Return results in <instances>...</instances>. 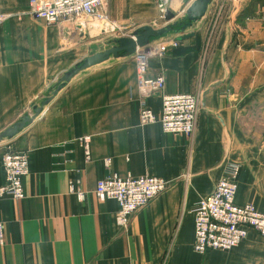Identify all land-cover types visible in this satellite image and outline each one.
<instances>
[{"label":"crops","instance_id":"obj_1","mask_svg":"<svg viewBox=\"0 0 264 264\" xmlns=\"http://www.w3.org/2000/svg\"><path fill=\"white\" fill-rule=\"evenodd\" d=\"M107 1L108 19L122 22L132 16L126 8L148 0ZM169 2L159 0L156 15ZM8 10L12 15L0 23V133L33 117L35 106L41 112L0 141L26 152L30 168L22 180L25 197L0 199V264H264V237L251 229L230 251L192 249V209L224 175L226 162L240 165L236 203L264 212L262 1L212 0L183 33L177 28L156 38L167 51L150 59L148 75L163 74L165 94L199 97L191 137L165 133L157 122L139 125L133 54L82 70L53 94L64 73L107 48L86 24L35 18L28 0H11ZM176 39V47L169 45ZM146 100L159 115L160 97ZM82 136L90 137L89 161L78 143ZM111 174L157 176L169 186L121 228L118 204L99 201L94 192Z\"/></svg>","mask_w":264,"mask_h":264},{"label":"built area","instance_id":"obj_2","mask_svg":"<svg viewBox=\"0 0 264 264\" xmlns=\"http://www.w3.org/2000/svg\"><path fill=\"white\" fill-rule=\"evenodd\" d=\"M106 2L107 0H28V12L47 25L86 24L87 19L108 23ZM160 7L164 13L163 4ZM8 17L10 15L0 13V23ZM164 43L148 42L133 53L137 86L142 95L139 101V125L144 127L157 122L165 133L191 137L196 126L199 97L190 93L165 94L163 74L148 75L150 59L166 54ZM169 43L176 47L178 42L176 39ZM150 96L160 97L159 115L147 103L146 98ZM78 143L83 148L85 160L89 161L90 137L82 136ZM0 162L4 173V180L0 184V199H23L25 194L22 180L30 171L27 153L16 150L10 143H0ZM109 162L106 159L105 165L108 166ZM224 165V175L215 182L210 194L199 199L192 209V249L197 254H205L209 250L230 251L247 237L250 229L264 237V212L250 203L238 205L235 201L240 165L233 162H226ZM168 186L166 180L157 176L121 178L111 174L97 181L94 192L99 201L114 200L118 204L115 223L126 228L134 213L165 192ZM71 191L75 190L71 188ZM75 192L79 199L84 198V192ZM4 243V225L0 222V246Z\"/></svg>","mask_w":264,"mask_h":264},{"label":"water","instance_id":"obj_3","mask_svg":"<svg viewBox=\"0 0 264 264\" xmlns=\"http://www.w3.org/2000/svg\"><path fill=\"white\" fill-rule=\"evenodd\" d=\"M212 0H193L185 9V15L182 17L181 22H173L172 24H165L160 28H153L151 26H143L134 30L129 36L119 38L115 44L103 51L96 52L87 56L81 62L75 64L69 71L63 74L60 82L55 87L53 94H56L62 89L78 72L85 70L89 67L100 64L110 57L118 58L123 57L125 54H133L138 47L146 45L151 38H160L167 33L176 30L177 28L183 33L184 30L191 26L193 22L200 20L206 13L208 6ZM175 15L170 11L164 12V19L166 23L175 19ZM193 34H184L179 36V40H184L192 37ZM46 103L48 101H45ZM41 108L34 107L33 117H22L20 121L15 122L10 127L6 128L0 133V141L4 138H11L16 135L25 126L29 125L33 119L39 115Z\"/></svg>","mask_w":264,"mask_h":264},{"label":"rangeland","instance_id":"obj_4","mask_svg":"<svg viewBox=\"0 0 264 264\" xmlns=\"http://www.w3.org/2000/svg\"><path fill=\"white\" fill-rule=\"evenodd\" d=\"M11 0H0V8L4 10L2 15H12L8 10L9 2ZM159 0H148L147 3H137L133 6H129L127 9V13L132 10V16H127L122 22H118L116 20H112L109 16V22H100L94 21L91 19L85 20L86 26L91 27V33L96 39L101 40L98 44H102L103 47L109 48L110 45H114L115 42L121 37L129 36L138 26H151L153 28H160L165 24H172L173 22H181L182 17L185 15V9L188 7L191 0H170V2L164 5L165 11L172 12L176 17L169 23H166L164 19V14H161L157 9L156 15V7ZM110 1H107L106 4H109ZM107 4V6H108ZM105 6V10L107 9ZM123 9L117 12V16L121 18L123 13H126ZM108 15L109 11L106 10ZM142 11L149 12L150 16L146 19H142L141 16ZM122 13V14H121ZM131 13V12H130ZM123 16V15H122ZM41 20V19H40ZM43 21V20H42ZM44 22V21H43ZM90 24V25H89ZM104 31H103V30ZM150 43H155L156 38H151L149 40Z\"/></svg>","mask_w":264,"mask_h":264},{"label":"trees","instance_id":"obj_5","mask_svg":"<svg viewBox=\"0 0 264 264\" xmlns=\"http://www.w3.org/2000/svg\"><path fill=\"white\" fill-rule=\"evenodd\" d=\"M262 1V3H264V0H260V2Z\"/></svg>","mask_w":264,"mask_h":264}]
</instances>
